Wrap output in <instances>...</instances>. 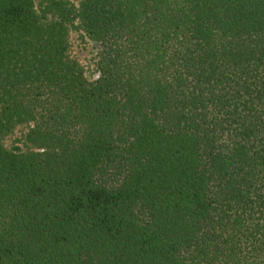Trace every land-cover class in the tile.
<instances>
[{
    "label": "trees",
    "instance_id": "obj_1",
    "mask_svg": "<svg viewBox=\"0 0 264 264\" xmlns=\"http://www.w3.org/2000/svg\"><path fill=\"white\" fill-rule=\"evenodd\" d=\"M74 1L0 0V264H264V0Z\"/></svg>",
    "mask_w": 264,
    "mask_h": 264
},
{
    "label": "rangeland",
    "instance_id": "obj_2",
    "mask_svg": "<svg viewBox=\"0 0 264 264\" xmlns=\"http://www.w3.org/2000/svg\"><path fill=\"white\" fill-rule=\"evenodd\" d=\"M42 0H34L36 8H39ZM77 4L74 0H69ZM69 55L74 58L84 69L88 81L92 82L96 76V45L86 39L81 32L73 29L69 35ZM25 127L18 128L15 133L3 141L5 148L11 150L14 148L24 149L23 137L26 133Z\"/></svg>",
    "mask_w": 264,
    "mask_h": 264
}]
</instances>
